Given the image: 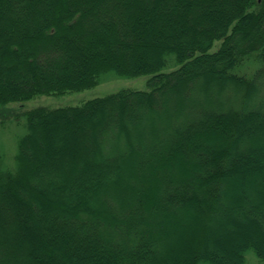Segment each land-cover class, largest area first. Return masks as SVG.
I'll use <instances>...</instances> for the list:
<instances>
[{"label": "trees", "instance_id": "1", "mask_svg": "<svg viewBox=\"0 0 264 264\" xmlns=\"http://www.w3.org/2000/svg\"><path fill=\"white\" fill-rule=\"evenodd\" d=\"M107 72L149 89L28 110L0 150V264L264 261V0H0V104Z\"/></svg>", "mask_w": 264, "mask_h": 264}, {"label": "rangeland", "instance_id": "2", "mask_svg": "<svg viewBox=\"0 0 264 264\" xmlns=\"http://www.w3.org/2000/svg\"><path fill=\"white\" fill-rule=\"evenodd\" d=\"M216 41L212 50H215ZM150 75L135 77L118 76L114 72H107L101 81L81 90H74L60 94H39L29 100L12 101L0 104V150L4 158V166L13 169L16 166L18 141L25 131L26 112L37 107L57 108L80 105L85 101L104 96L122 89H149ZM208 264V263H204ZM245 264H264L253 250L246 253Z\"/></svg>", "mask_w": 264, "mask_h": 264}]
</instances>
